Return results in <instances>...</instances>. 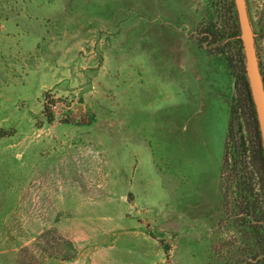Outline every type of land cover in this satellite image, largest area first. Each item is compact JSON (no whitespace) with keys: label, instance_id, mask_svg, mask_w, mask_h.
Listing matches in <instances>:
<instances>
[{"label":"rangeland","instance_id":"rangeland-1","mask_svg":"<svg viewBox=\"0 0 264 264\" xmlns=\"http://www.w3.org/2000/svg\"><path fill=\"white\" fill-rule=\"evenodd\" d=\"M222 6L0 0V264L243 260L264 198Z\"/></svg>","mask_w":264,"mask_h":264},{"label":"trees","instance_id":"trees-1","mask_svg":"<svg viewBox=\"0 0 264 264\" xmlns=\"http://www.w3.org/2000/svg\"><path fill=\"white\" fill-rule=\"evenodd\" d=\"M245 1H246L249 20L252 26V30L254 32L255 47L258 56L257 38L260 35L259 32L261 30H259V32L255 30L251 18L249 3L247 2V0ZM220 3L223 4L222 8L224 9L226 14L225 27L222 30V32H220L217 35H214L213 31L209 29L206 35V40L209 41L208 45L214 43L215 39H216V43L224 44L226 46L231 44L235 50L236 86H237L238 98L240 102L239 107L243 115L246 117V122L250 130V136L252 140L251 141L252 159L257 167L258 174L260 176L262 195L264 198V158L261 148V140L258 131L256 115H255L252 99L250 96L249 86L245 73L243 48L239 36V29L236 19L235 8H234L233 0H220ZM42 116L44 117L47 124H51L53 122V117L50 113L49 106L47 104H45L43 107ZM6 134L7 133H5L4 130L0 129V140L4 138ZM247 185H248L247 192L250 194L249 198L251 199L252 189L249 187V184ZM253 201L250 202L249 205L246 207L247 210L246 209L242 210L243 212V215L241 217L242 221L243 219H246L248 216L249 217L251 216L252 220L250 221L248 220L247 225H245L244 222H241L239 224V226H242V229L244 230L243 234L246 235V241L244 243L245 244L244 247L241 248L239 252L240 257H242L243 260H241L240 263L238 264H264V211H262L260 207L257 205L259 202L258 198L253 199ZM236 213L237 215L240 214L239 212ZM67 244L68 246L71 247L70 242H67ZM42 251L45 252V250L43 249ZM72 251H74V249H71V252L66 256L61 257V260L62 261L74 260L75 252ZM226 264H232V262L227 260Z\"/></svg>","mask_w":264,"mask_h":264},{"label":"water","instance_id":"water-1","mask_svg":"<svg viewBox=\"0 0 264 264\" xmlns=\"http://www.w3.org/2000/svg\"><path fill=\"white\" fill-rule=\"evenodd\" d=\"M233 4L242 42L246 78L256 115L264 158V81L259 67L255 37L247 12L246 1L233 0Z\"/></svg>","mask_w":264,"mask_h":264}]
</instances>
